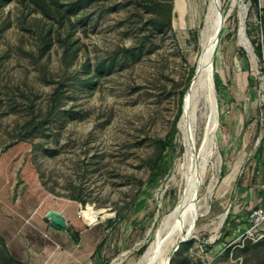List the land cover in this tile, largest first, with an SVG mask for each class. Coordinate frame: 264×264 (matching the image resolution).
<instances>
[{"label":"rangeland","instance_id":"obj_1","mask_svg":"<svg viewBox=\"0 0 264 264\" xmlns=\"http://www.w3.org/2000/svg\"><path fill=\"white\" fill-rule=\"evenodd\" d=\"M155 2L0 0V264H136L153 243L158 263L181 238L168 264H264V222L252 239L233 225L264 203V0H216L211 128L200 98L187 140L182 110L173 125L210 0ZM187 147L199 209L179 237Z\"/></svg>","mask_w":264,"mask_h":264},{"label":"bare ground","instance_id":"obj_2","mask_svg":"<svg viewBox=\"0 0 264 264\" xmlns=\"http://www.w3.org/2000/svg\"><path fill=\"white\" fill-rule=\"evenodd\" d=\"M216 5H217L216 0H210L209 8H208L209 12L207 14V17L210 20L209 21L210 31L207 37L205 38V40L202 41V44H201L202 52L197 62V67H196L194 77L192 78L190 84L188 85L187 90L185 91L183 95L182 113L180 116V120L178 122V127L184 131L186 140L188 139V136L191 133L192 123L195 119V107L200 98L203 99L204 104H206V106L209 109L207 122L205 124V130L208 131L211 128L210 123L212 121V110H213V103H212L213 100H212V91H211L212 86H211V76H210L211 61L213 57V51L217 43L216 36H217L218 30L222 26L221 24L222 20L219 16ZM242 43H243L244 48L247 49L246 42L242 41ZM187 145L190 146V143H187ZM190 152H191L190 149L187 147L185 151V154H186L185 157L187 161L190 160L189 162L190 164H188L185 171H182V175H181V178L184 180V183H185V187L183 188L184 192L180 196L178 203L175 205V207L171 210V212L166 217V219H168L174 215L176 216L177 218L176 228H178V232L176 233L179 237L183 236L182 226L184 225V223H186L188 230L191 229L197 217V213L199 209L193 197L198 188L199 180L201 176L200 170H199L200 165L197 160H196L195 165L192 164ZM157 239L158 238L156 235V239L154 241L155 243ZM153 245L154 243L151 244L147 248V250L143 253V255L141 256V258L138 260L136 264H168V256L170 252L167 253L164 258L159 259V262L156 263L155 262L156 257L154 255Z\"/></svg>","mask_w":264,"mask_h":264},{"label":"trees","instance_id":"obj_3","mask_svg":"<svg viewBox=\"0 0 264 264\" xmlns=\"http://www.w3.org/2000/svg\"><path fill=\"white\" fill-rule=\"evenodd\" d=\"M167 2H168L167 5L166 4H162L160 2H157V3L155 2V3L151 4V6H152V8H162L163 6H165V7H167L166 8L167 11L164 10V9H162V10H164L165 13L166 12L168 13L169 10H170L169 0H167ZM253 2H254L255 5H258V0H253ZM259 10L261 12L260 15H259V19H260V22L262 23V26L264 27V8H259ZM168 22H169V20H168ZM257 49H258L259 53L261 54V56L263 58V61H264V47L262 46V44H260V45L257 44ZM213 84H214V88H215V90H216V92H217L218 95L221 94L222 90H225L226 89L225 85H223L221 83V80H220V78H219V76H218L217 73H213ZM181 110L182 109H181V105H180V107L178 109V114H177L176 119L174 121V125H173L174 128H175L176 121H177V119H178V117H179V115L181 113ZM258 149L259 150L261 149V145H258ZM263 162H264V160H263ZM259 163H260V161H259ZM261 192L263 194L264 193V190H262ZM239 220H240L239 223H240V225H241L242 228H244V227H246L248 225V221H247L246 218H240ZM233 225H235V223H233ZM225 228L226 229H225L222 237L224 238V237H230V236H232L233 235L232 229L227 228V227H225ZM223 252H224L223 253L224 255H227L228 252H229V246L225 247L224 250H223Z\"/></svg>","mask_w":264,"mask_h":264},{"label":"water","instance_id":"obj_4","mask_svg":"<svg viewBox=\"0 0 264 264\" xmlns=\"http://www.w3.org/2000/svg\"><path fill=\"white\" fill-rule=\"evenodd\" d=\"M222 14V11H221ZM195 74V73H194ZM194 77V75H193ZM192 77V78H193ZM188 88V87H187ZM187 90V89H186ZM182 108V106H181ZM81 217L84 219L85 223L87 225H90L91 223L102 219L107 215V213H103V214H97V215H93L92 213H90L86 208H83L79 211ZM45 217L49 219V224L52 227L55 228H64L66 225V221L64 219V217L61 215V213L57 210H48L45 213ZM185 238H181L176 244L175 246L171 249L169 256H168V263L170 262L171 256L174 253V251L177 249L178 245L184 240Z\"/></svg>","mask_w":264,"mask_h":264},{"label":"built area","instance_id":"obj_5","mask_svg":"<svg viewBox=\"0 0 264 264\" xmlns=\"http://www.w3.org/2000/svg\"><path fill=\"white\" fill-rule=\"evenodd\" d=\"M248 225L244 228L241 227L240 223H235L236 237L254 238L260 227L264 222V203L255 207L247 219Z\"/></svg>","mask_w":264,"mask_h":264}]
</instances>
